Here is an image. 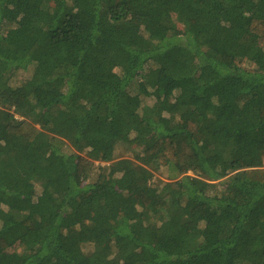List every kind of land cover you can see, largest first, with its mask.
I'll use <instances>...</instances> for the list:
<instances>
[{"label": "trees", "instance_id": "obj_1", "mask_svg": "<svg viewBox=\"0 0 264 264\" xmlns=\"http://www.w3.org/2000/svg\"><path fill=\"white\" fill-rule=\"evenodd\" d=\"M263 164L264 0H0V264H264Z\"/></svg>", "mask_w": 264, "mask_h": 264}, {"label": "rangeland", "instance_id": "obj_2", "mask_svg": "<svg viewBox=\"0 0 264 264\" xmlns=\"http://www.w3.org/2000/svg\"><path fill=\"white\" fill-rule=\"evenodd\" d=\"M122 158L133 160L132 155L130 153H128L127 151H123V149H121V147H118V149L116 151V160H119ZM94 164L98 165L99 163L96 162ZM102 165H105V164H102ZM263 168H264V164H263ZM166 181H167L166 173L164 170H161L160 173L155 174V185L156 186H158V185L160 186L163 183H165Z\"/></svg>", "mask_w": 264, "mask_h": 264}]
</instances>
